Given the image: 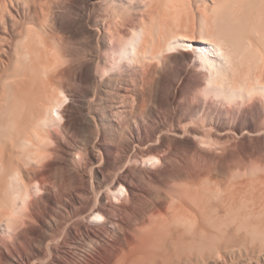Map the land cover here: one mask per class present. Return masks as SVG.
I'll return each mask as SVG.
<instances>
[{
    "label": "bare ground",
    "instance_id": "1",
    "mask_svg": "<svg viewBox=\"0 0 264 264\" xmlns=\"http://www.w3.org/2000/svg\"><path fill=\"white\" fill-rule=\"evenodd\" d=\"M70 1L74 2L73 5L75 3H77V5L80 3L84 8V15L87 14L88 16L83 19L89 18V20H91L89 24L84 23L85 25L87 24V27H84V30L86 31L84 34H87L88 37H90V40L88 41H91L89 42L91 44V52L87 49L90 53V55L88 54L89 58L86 57V55L84 60L81 61L83 56L81 57L80 55H82L83 52L82 54L80 53L79 56L77 55L79 53H75L76 56H78L76 59L78 60L79 57V60L81 59L80 61L78 60V63H81L79 66L77 65L75 67L72 65L74 68L71 65L67 66L70 64L69 62L71 59L73 61V58H70L69 56L71 52L67 55L69 52H67V44L72 40L67 39V36L69 32L71 33V29L67 32V28H64V25L66 24L63 23V12H67L68 0H0L1 226V222H4L5 218L9 219L10 215H12V210L14 212L16 206L14 204L18 203L15 202V199L13 198V196L15 197V192L18 197H21V191H24L23 188L25 186L22 185L24 182L21 181L20 183L19 180L25 181L27 179V182L28 180L31 182L32 180L39 179L40 177L43 179L48 177V175L45 176V172H42L43 169H41V171L38 166V169H35L36 167L34 166V168L32 163H29L28 159H37V156H40L37 155L42 152L37 147V145H39L38 141H40L43 137V128L47 127L49 120H51V118L53 120V117L55 116L53 113H55L56 104L59 100L58 91L61 89L60 91L63 92L62 89H64V91L65 89H68V85L71 83L70 80L72 81L74 78V73L78 82L81 83L80 85L89 83L96 84L99 94H95L93 90H87V97L94 93L91 97H88V99L93 97L95 101L104 100L105 108L107 105V108H115L113 110L111 108V111L108 109L110 112H107L108 114L106 113L105 115L106 123L109 126H115L119 121L116 117L121 109L117 108V104L123 102V100L121 102L120 100L125 98L128 90H130V79L132 78V75L140 78L148 86V89H150L151 92V97L156 99L158 108L163 111H167V109L170 111V104H172L171 101H177L179 96L184 92L186 93H184L185 95H183V97L186 96L187 92L189 97L191 93L192 95L195 93L196 95L203 97L201 99L206 98V100H209L210 103L213 102L214 107L213 105L211 106L216 110V113L224 111V103H232L233 101L242 103V101H246L247 96L250 94V96L255 97L253 94L255 95V93H259L260 91L264 92V0H193V4L197 7L199 13L196 14V12H193L196 15H200L198 18L201 23L200 30L197 29V32L195 31L193 34L187 28L188 19H190L188 2H192V0ZM107 2H110V5L112 3L115 4V2L116 4L118 3L119 6L118 4L117 6L121 8V10H119L122 11L124 15H127V13L130 14L131 18L133 17L134 20L139 21V16H141L142 12L143 14L147 12L145 16L148 15V18L146 16L145 22H142L143 25L140 24L143 27L138 28V25L137 28H131L133 30L131 31V35H129V33L126 34L127 32H125V34L129 36L128 40H131L127 42L125 41L126 44L123 42V47L115 46L116 56L114 55L115 58L113 57L111 62H104L108 65L105 66V69L103 68L105 71L104 73L102 72L103 76H101L99 74V70L101 68H98L99 70L95 69L96 62L99 64L101 63V59L99 60L100 62L97 61V59H99V52H101L100 47L110 46L114 40V36H112L113 34L110 30L111 27L110 29H107L109 31H105L106 29L104 27L106 25L104 24L106 23L103 22L104 24H101L102 15L99 11L102 10L104 3ZM110 5L107 6L109 7ZM111 6L114 7L115 5ZM195 6L192 10H194ZM113 9H115V7ZM95 13H100V17H96L98 14L95 15ZM106 19L107 18H105V20ZM102 20L105 21L104 18ZM185 24H187V27H185ZM68 25H70V23ZM69 28H71V26ZM73 34L72 36L74 39ZM128 36L125 38H128ZM80 37L81 36H79V39ZM68 40L69 42L66 43ZM84 48L89 47H83V49ZM70 49L71 48L68 50ZM60 56L63 58H60ZM67 57L70 59L69 61L67 60ZM73 57L75 58V56ZM85 58H87V60ZM60 59L61 61H68L66 67L65 64L63 67L61 66L62 64L60 65ZM76 59H74L73 63L71 61V64H74ZM149 62L161 63V68H159L160 70H157L159 73L157 72L156 74V71H154L155 68L153 70L149 69ZM104 63L102 65H104ZM140 67L143 69L141 68V70ZM201 70L207 74H201ZM156 76L159 77L155 79ZM71 77L73 78L71 79ZM202 79L206 80V87H196L197 83L199 85ZM70 89H72L71 85ZM73 90H71L72 92H69L72 100L82 98V93ZM87 91H85V93ZM89 91L91 92L89 93ZM110 97L113 98V103ZM183 97L182 99H184ZM252 97H250V99ZM85 99L87 98L85 97ZM93 99L91 101L94 102ZM248 99L249 98H247V100ZM216 102H220L221 104H217ZM69 108H71V106L65 108V111H68ZM228 108L226 107L225 109ZM99 109L100 107L97 105L95 107V111L97 112ZM224 112L226 114L230 113V111L226 110ZM61 115L62 121L65 122L63 129L68 133H72V136L75 132L78 134L77 125L70 121V119L69 123L65 120L66 118H64L63 114ZM153 118L150 117V119ZM181 121H178L175 130L171 133L172 135L170 137H168V135L167 137L170 139L169 141L173 143L176 151L180 150V147L183 146L187 148L184 155L186 162L182 159L184 164L186 163L185 165H187V167L184 169L180 168V165L183 163L180 161L182 163L179 165V171H177L176 169L178 168L175 169V167L173 169L169 168V170L171 169L170 171L174 169L176 170V172H174V170L171 174L169 173L170 171L167 173L168 168L165 165V160H159L161 167H163V169L167 168L166 171L164 170L165 172L163 171V175L166 173L170 174L169 177L167 176L169 180L165 183L166 189H163L164 186H161L162 183L160 184L163 192L159 186L154 184V186L159 187L158 191L160 192L161 190V192L159 193L156 187L153 186L158 195L152 193L155 199L153 198V203L150 202L152 204L149 207L147 206L146 210L145 208L143 209L145 211L136 210L138 213L134 215V218H131L132 215L129 216L128 214V216H123V214L120 218L116 212L119 211L117 208L122 206L118 207L114 204L116 207L113 208L112 204V202H120V196L117 190L119 189V186L123 185L122 183L125 181L127 182L129 179L131 166H128V161L133 158L131 156L133 155L134 159H138L139 156L147 155L148 150L145 146L150 142L153 143L156 141L159 144L155 145L150 143L151 146L153 145L152 148L150 147L153 150H159L163 147L162 142L164 140L162 137L161 139L158 137L157 140H147L148 142L146 141V143L143 142L144 140L140 139L141 137H139L140 135L137 132L136 133L139 136L135 135L136 133L134 132L130 133V137L128 136L129 142L122 140L126 144H121L122 141L118 142L117 138L116 142L114 141L116 145L113 144L116 147L110 146L104 140L105 138H102L101 132H97V138L94 137L97 139V141L94 140L95 142H93V138L90 137L91 139L89 138L88 140L89 144L86 143L87 145H90V153L88 152L89 159L86 162L84 169H80L82 170L80 171L82 172L80 177L82 180L81 182L84 181L83 185H81V182L78 183L73 180V184L71 181L70 184L72 183L73 185L72 189L75 190H73L74 192L69 191V194L64 191V193H62V190L59 191V188V193L61 192V195H63L62 197L68 201V203L62 204L63 207L61 205L60 207L63 208V210H66L75 206V209H77L76 207L80 202H82L83 196L91 195L94 197V203L91 201V208L89 206L87 210L83 211L85 209L84 208L82 210V216H84V218L88 217V220L89 216H92L91 218H95V215L100 214L101 219L103 218V224L102 226H98L95 224L96 221L94 223L93 219L89 222L85 220V222H82L81 224V230L88 236V246L92 247L93 250L96 246L106 249L109 253V263L113 262L116 258L117 260L114 261L113 264L115 262H117V264L118 262L119 264H264V173H254L257 175L256 176L250 172V174H246L248 177L244 179L240 176H238L239 179L238 177H236L237 179L234 177L236 176V173L239 174L242 170L245 171V169H247L246 167L253 162L251 158H254L256 152L262 154L260 156L264 163V143H258L259 147L257 146V148H252L248 143H246L248 144V148H246L248 149L246 150L248 152L246 156L247 158L244 162L241 163V161H243L242 159L240 163H238L239 161L236 163L235 160L232 162L233 160H229L227 158L229 162L231 161L230 164L232 165L229 166V162L225 160L226 163L223 161L222 163L225 164L222 165V163H220L222 166L219 167L218 165L220 164L216 162L217 168L213 167L214 169L211 167L207 168V165H202V161H204L205 164L206 162L209 164L215 160L210 162L211 157L205 154L208 156L209 162L205 161V158L207 159V157L205 155L203 157V155H201L203 154L202 152L200 154L198 153L199 156L201 155L203 160L201 159L202 161H200L199 159L201 164L197 163V167L203 166V168L200 167L201 169H195L197 167L193 164V158L197 155L194 154V152L196 153L198 146L196 145V141H194L197 139H194L195 137L192 135L196 136V134L198 135L200 132L193 127L191 131L189 130V132L192 133V135H190L194 140L190 135V137L186 138V131H184L183 127L184 124L181 125ZM246 121L249 124L253 123L252 119H246ZM150 124L148 123V125ZM136 127L139 128V125H136ZM238 129L240 131H237L241 133V136L245 141H248V139L251 138L257 139L261 137V134L257 130L252 129L243 131L242 126L241 129L240 126ZM87 130L85 131L84 128L85 132H87ZM89 130L90 133L93 131L91 128H89ZM222 131L220 129V132H217L216 136L218 138L227 137V131ZM46 132H49L48 129H45V133ZM94 133L95 132H93V134ZM163 133H165V131ZM48 136L44 137L49 138ZM121 136H123V134ZM57 137L54 139L58 144L59 149L65 154L70 153V146L68 147L67 142L64 141L65 137L63 138L64 140H61L59 137L58 139ZM160 141L161 143H159ZM42 142L40 144H42ZM56 143L54 144L56 145ZM97 144L98 146H96ZM37 148L39 149L38 153ZM99 150L102 151V156L100 155L101 152L99 153ZM114 151L117 152V155L120 153V156L116 155L114 157L112 154ZM49 152H47V154ZM151 152L152 151L149 150L148 154ZM42 153H45V151L43 150ZM42 153L41 155H44ZM112 156L114 158H112ZM198 157L195 159L197 160ZM212 158L215 159L214 156ZM261 158L259 159L260 163L262 161ZM38 159L35 160V162H37ZM119 163H124L123 166L120 164L122 166V168H120L121 166L119 167V169H121L119 170L120 175H118L115 171L118 169ZM194 163L196 164L195 160ZM159 164L158 166H160ZM185 169L187 172L183 171ZM114 171L116 172L115 175ZM253 171L255 170L253 169ZM258 172L259 171H257V173ZM79 173L77 172V174ZM17 177L21 179H18ZM242 177L244 176L242 175ZM77 178L78 177H75V180H77ZM153 178L154 177H152V179ZM14 180H17L16 183H20L17 184L19 188H16ZM55 180L53 181L56 183L59 182L58 180ZM60 182H62V180ZM173 182L176 184L178 182V184L181 185L176 186V184H172V187L176 186V188H171V186L169 187V185H171L170 183ZM54 185H52L53 188H55ZM22 186L24 187L22 188ZM129 188V194H126H128L127 196L131 194V198L133 199L136 190L131 183H129ZM46 189L47 188H45V190ZM40 190L42 192L44 191L42 189ZM148 192L149 191H147V193ZM51 193L52 191H46V197L44 198V195V199H41V202L43 203L44 201L46 207H48L46 209L50 210L56 209L55 203H57L55 202V200H57V198H55L56 196L54 197ZM166 193L170 194H168L170 199L167 198ZM110 195L111 197L114 196L116 201L113 200L111 202L109 198ZM17 196L15 198H17ZM143 198L145 199V197ZM19 199L20 198H18V200ZM149 200L151 201V199ZM35 202L36 200L29 203L30 205L28 210L31 212V215H29L30 218L33 217V212H36L35 207L40 204V202L38 204ZM136 202L138 203V201ZM145 203V205H147V202ZM135 207H137V205ZM37 208L38 206L36 209ZM40 212L41 211H39V213ZM126 212L128 211L126 210L125 213ZM53 221L54 222L52 223L49 219L48 221L46 220V223L48 226L50 225V228L54 226H52V224L55 223V220ZM60 221L56 223H59ZM63 223L66 225V222ZM140 225H142V227L138 229ZM43 226L45 227V224H43ZM39 228L38 230H40ZM37 231L33 230V235H35ZM132 232H136L138 236L134 237L135 235L133 236ZM71 234H74L73 231ZM74 237L75 236H73V238ZM17 239L21 243L24 242V244L28 241L27 238L21 234L17 235ZM4 249H6V247ZM4 249L0 247V264H5L4 262L7 261L8 258H12L14 261V257L16 256L12 255V249ZM103 252L101 253L104 257L107 252H104L105 254H103ZM29 254L31 255V253ZM80 258H82V256ZM89 259L91 258L89 257ZM118 259L120 261H118ZM9 260L6 263L10 262Z\"/></svg>",
    "mask_w": 264,
    "mask_h": 264
},
{
    "label": "rangeland",
    "instance_id": "2",
    "mask_svg": "<svg viewBox=\"0 0 264 264\" xmlns=\"http://www.w3.org/2000/svg\"><path fill=\"white\" fill-rule=\"evenodd\" d=\"M70 0H68V4H67V12L66 11H64L63 13V23L64 24H66V25H64L65 27L64 28H67V32H69L70 31V29H71V33L74 35V39H73V36H72V34L70 33H68V38L67 39H72L70 42H69V40L68 41H66V43L67 42H69L67 45H68V47H67V55L70 53V58H73V61H74V59H76L79 55H80V53L82 54V52H83V54H85V55H80L82 58V60L81 61H83L84 60V57L86 56V57H88L89 58V56H88V54L90 55V53H89V51L91 50V47H90V43L89 42H91V41H88V40H90L89 38L90 37H88V35L87 34H84V32H86L84 29V27H87V24H89V22L91 21V20H89V18H85V19H83L84 17H88L87 16V14L86 15H84V8L82 7V5L79 3L78 5H77V3H75L74 5H73V3L74 2H71ZM192 3V4H191ZM110 5V2H107V3H104V5H103V7H102V10L101 11H99L100 13H101V15H102V17H101V24L103 25L104 23L103 22H105L106 24H104V25H106L104 28L106 29L105 31H109V30H107V29H110V27H111V33L113 34H111L112 36H114V40H113V42H112V44L110 45V46H107V47H103V46H101L100 47V50H101V52H99L100 54H99V59H97V61L98 62H100L101 61V63L103 62H106V63H108V62H111V60H113V57H114V55L116 56V49H115V46H118V47H123V42H127V41H130V40H128L129 39V36L128 35H126V34H128L129 33V35H131L132 33H131V31H133L131 28H137L138 27V25H139V27L138 28H141V27H143L142 25H143V23L145 22V17L147 16V18H148V15H146L145 16V14L147 13V12H145L144 14H143V12H142V14H141V16H139V21L138 20H134L133 19V17L131 18V16H130V14H128L127 13V15L125 14H123V12L122 11H120L121 10V8L120 7H118L119 6V4H118V6H117V4H116V2H115V4H111V5H115L114 7H115V9H113L114 7L113 6H107V5ZM81 5V6H80ZM191 5V6H190ZM75 6V7H74ZM188 6H189V14L191 15V13H192V15L190 16L189 15V18L190 19H188L189 21H188V25L187 24H185V27H187L188 28V30L193 34V32H197V29L198 30H200V27H201V23H200V21H199V18L198 17H200V15L198 16V15H196L197 13H199L198 12V9H197V7L193 4V0H192V2L191 1H189L188 2ZM195 6V8H194V10H192L193 9V7ZM73 7V8H72ZM80 7H82L83 8V10H82V8H79ZM106 9H105V8ZM117 8V9H116ZM191 8V9H190ZM73 9V10H72ZM120 9V10H119ZM64 10V9H63ZM74 10H75V12H74ZM104 10V11H103ZM110 10H111V12H110ZM115 10V11H114ZM191 10V11H190ZM81 11V12H80ZM113 11V12H112ZM196 12V14L194 13V12ZM80 12V13H79ZM104 12V13H103ZM191 12V13H190ZM67 13V14H66ZM82 13V14H81ZM99 13V14H100ZM110 13H111V15H110ZM115 13V14H114ZM117 13V14H116ZM122 15H121V14ZM126 13V12H125ZM98 14V13H97ZM96 13H95V15H97ZM97 15L96 17H100V15ZM106 14V15H105ZM113 14H114V17H113ZM64 15H66V16H64ZM74 15V16H73ZM83 15V16H82ZM116 15V16H115ZM104 16H106V17H104ZM129 16H130V18H129ZM142 16H144V17H142ZM193 16V17H192ZM78 17V18H77ZM80 17V18H79ZM192 17V18H191ZM104 18V20H105V18H107L108 19V21H107V19L105 20V21H103L102 19ZM113 18H115V19H113ZM146 18V19H147ZM70 19V20H69ZM73 19H74V21H73ZM82 19H83V21H82ZM87 19H88V21H87ZM124 19V20H123ZM130 21H129V20ZM141 19V20H140ZM192 19V20H191ZM78 20V21H77ZM109 20H111V21H109ZM126 20V21H125ZM128 20V21H127ZM77 23H76V22ZM81 21V22H80ZM86 21V22H85ZM122 21V22H121ZM125 21V22H124ZM133 21V22H132ZM144 21V22H143ZM66 22V23H65ZM68 22V23H67ZM108 22V23H107ZM130 22V23H129ZM137 22V23H136ZM143 22V23H142ZM191 23V25H190V23ZM70 23V25H68ZM74 25H73V24ZM76 23V24H75ZM84 23H87L86 25L84 24ZM110 23H112V24H110ZM114 23V24H113ZM125 23H126V25H125ZM187 23V22H186ZM132 24V25H131ZM140 24H142V25H140ZM76 25V26H75ZM84 25V26H83ZM109 25V26H108ZM111 25V26H110ZM132 27H131V26ZM187 25V26H186ZM71 26V28H69ZM82 26V27H81ZM134 26V27H133ZM192 26V27H191ZM76 27V28H75ZM79 27V28H78ZM199 27V28H198ZM83 28V29H82ZM129 29V30H128ZM69 30V31H68ZM127 30V31H126ZM75 31V32H74ZM124 32V33H123ZM125 32H127L126 34H125ZM84 34V35H83ZM126 36H125V35ZM79 36H81L80 37V39H79ZM83 36V37H82ZM88 37V39H87V37ZM128 36V38H125V37H127ZM141 36V35H140ZM86 37V38H85ZM132 37V36H131ZM77 39V40H76ZM87 39V40H86ZM123 39V40H122ZM72 41H74V42H72ZM78 41V42H77ZM82 41V42H81ZM85 41V42H84ZM77 42V43H76ZM87 42V43H86ZM126 42H125V44H126ZM75 43V44H74ZM86 43V44H85ZM78 44V45H77ZM83 44V45H82ZM71 45V46H70ZM75 48H74V47ZM78 46V47H77ZM77 47V48H76ZM83 47H89V48H84L83 49ZM109 47V48H108ZM117 47V48H118ZM69 48H71L70 50H68ZM104 48V49H103ZM77 49V50H76ZM79 49V50H78ZM81 49H82V51H81ZM86 49V50H85ZM89 51H88V50ZM119 49H121V48H119ZM85 51H87V52H85ZM75 54H77V53H79V54H77L78 56H76V54L74 55L73 53ZM91 52V51H90ZM115 53V54H114ZM73 54V55H72ZM113 55V56H112ZM68 56V57H69ZM72 56V57H71ZM73 56H75V58L73 57ZM62 56H60V58H61ZM68 57H67V60L69 61L70 59H68ZM63 58V57H62ZM66 58V57H65ZM80 58V57H79ZM79 58H78V60H79ZM115 58V57H114ZM86 60H87V58H85ZM101 59V60H100ZM78 60L76 59V61H75V63L74 64H71V61H72V59L70 60V64H68L67 66H69V65H73L74 67L75 66H79V64L81 63H78ZM79 60V61H80ZM100 60V61H99ZM68 61L66 62V60L64 61V60H62L61 61V59H60V65L63 67V65L65 64V67H66V64L68 63ZM73 61H72V63H73ZM85 62V61H84ZM99 64V63H97L96 62V68L95 69H97V70H99L98 68H101L100 70H99V74L101 75V76H103V73H104V71L105 70H103V68L105 69V66H107L108 64H105L104 63V65H102V64ZM150 64H149V69H151V70H153L154 68V71H156V74H157V72L159 73V71H157V70H160L159 68H161V63H156V62H149ZM99 66H98V65ZM101 65V66H100ZM70 66V67H71ZM72 66V67H73ZM104 66V67H103ZM73 67V68H74ZM68 68V67H67ZM142 67H140V69H141ZM143 69V68H142ZM141 69V70H142ZM103 72V73H102ZM202 72V73H201ZM201 74H203L204 73V71H202L201 70ZM205 74H207V73H204L203 75H205ZM74 77V78H73ZM73 77H71V79H72V81L70 80V82L71 83H69V87H68V89H65V91H64V89H62L63 90V92L62 91H58V97H59V100H58V102H57V106H56V108H55V113H53L54 115V117H53V120H52V118H51V120H49V122L47 123V127H45V128H43V133H42V139L40 140V141H38V143H39V145H37V147L43 152V150L45 151V153H42L41 151V153L42 154H44V155H46V156H44V155H41V153L40 154H37V155H40V156H37V159H38V161L37 162H35V160H37V159H31V160H33V161H31V160H29L28 159V161H29V163L31 162L32 163V165H33V167L35 168V169H38V167H39V169L41 170V169H43V171L42 172H45V176L46 175H48V177H45L44 179L42 178V177H40L39 179H35V180H32L31 182L28 180V182H27V179L25 180V181H23V180H19V182L21 183V181L22 182H24L22 185H24V186H22V188L24 189V191H21V197L19 196H17L16 195V192H15V197L17 196V198H15L13 195V198L15 199V202H18L17 204L15 203L14 205H16L15 206V209H14V212H13V210H12V215H10V217H9V219H7V218H5L6 219V221H5V219H4V222H1V224H2V226L0 225V247H2L3 249L6 247V249H8L9 248V250H11V253H12V255H14V256H16V257H14V261H13V259L12 258H8V260L10 261V262H8V263H6L7 261H3L5 264H97V263H99V264H103L104 262H106V258H107V262H108V260H110L109 259V253L106 251V249L104 248H100L99 246L97 247H94V250H93V248L92 247H90V246H88V244H89V240H88V236L85 234V232H83L82 230H81V224H82V222H85V220L87 221V222H89L90 220H94V223H95V221H96V223L95 224H97L98 226H102V224H103V218L101 219V215L100 214H98V215H95V218L93 217V218H91L92 216H89V219L87 220V218L88 217H86V218H84V216H82V212L83 211H85V210H87L88 209V207L90 206V208H91V206H92V203H94V197L93 196H83V198H82V202H80L78 205H77V209H75V206H72L71 207V209L69 208V209H66V210H63V208H61L60 207V205L63 207V205L62 204H66V203H68V201L66 200V199H64V197H62L63 195H61L62 193H64V192H67V194H69L70 192H74L73 190H75V189H72L73 187V185H72V183L75 181V182H78V183H80L82 180H81V177H80V174L82 175V172H80V171H82L83 169H84V167L86 166V162L88 161V159H89V154H88V152L90 153V149H89V147H90V145H87V144H89L88 142V140H89V138L90 137H92L93 138V142H95V141H97V132L99 133V132H101V134H102V138L110 145V146H112V147H116V146H114V145H116V143H114V141L116 142V140H117V138H118V142H121L122 140L123 141H125V142H129V139H128V136L130 137V133L131 132H134V133H139V135L136 133L135 135H137V136H139V137H141L140 139L141 140H144L143 142H146L147 140L148 141H150V140H157L158 139V137H159V139H161V137L163 138V147H161L159 150H153V149H151L152 147H153V145L151 146V144H155V145H159L158 144V142H153V143H149V144H147L145 147H146V149L148 150H146L147 151V155H144V156H139V158L138 159H134V156L132 155L131 157H133V158H131V159H129V161H128V166L130 167L131 166V173H130V175H129V179L127 180V182L125 181L124 183H122L123 185H121V186H119L117 189V192H118V194H119V196H120V202H121V204H120V202L119 201H117L116 203L114 202H112L113 200H115L114 199V196H112L111 197V195L109 196V198H110V200H111V202H112V204H113V208L114 207H116L114 204H116L118 207H120V206H122V207H120V208H117L119 211H117L116 212V214L121 218L122 217V215L123 216H130V215H132L131 216V218L133 217L134 218V215H136L138 212H136V210L137 211H145L146 209H147V206L149 207L152 203H153V201H154V199H155V197H154V195H152V193L153 194H157L158 195V193L155 191V189H154V187H156V186H159L160 187V189L162 190V188H161V186L163 187V189H166V187H165V183H167V180H169L168 179V177L170 176V174H167L171 169H173L174 167H175V169L176 168H178V169H176L177 171H179V169L180 168H182V169H184L185 167H187V165H185L184 164V162H183V160L182 159H184V161L186 162V159H185V157H184V155H185V153H186V151H187V148L186 147H180V150H175V147H174V145H173V143L171 142V141H169L170 139L168 138V137H170L172 134L171 133H173V130H175V127L177 126V124H178V121H181V119H182V121H181V125H183V127H184V131H186V133H185V137L186 138H188V137H190L191 135H192V133H190L189 132V130L191 131V129L194 127V129H197V130H199V132L200 133H198V135L196 134V136H194V135H192L193 137H195L194 139H197V140H194L193 138H192V136H191V138L194 140V141H196V145L198 146V149L196 150V153L194 152V154H197L196 156H194V158H193V164H194V166L195 167H197L198 166V164L197 163H200V161H202L203 160V158L201 157V155H203V157H204V155L205 154H207L208 156H210L211 158L214 156V158L215 159H213L212 158V160H211V158H210V162L211 161H213V160H215L214 162H212V163H209V164H207V162H206V164L204 163V161H202V165H207V168H212V169H214V168H217L216 166H217V163L218 164H220V163H222L223 161L226 163V161L227 162H229V160L231 159V160H233L232 162H234V160H235V162L237 163L238 161V163H240V161L243 159V161H241V163L242 162H244V160H246V156H247V152L248 151H246V150H248V149H246V148H248V144L253 148H257V146L259 147V144L258 143H264V92H262V91H260L259 93L257 92V93H255V95L253 94V96H255V97H252V96H247V98H249L248 100H247V98H246V101H242V103L241 102H235V101H233L232 103L231 102H229V103H224L223 104V109H224V111L226 110V111H230V115L229 114H226L224 111L223 112H217L216 113V110L215 109H213L212 108V106L211 105H213V107H214V103L213 102H209V100H206V98L205 99H201V98H203V97H200V96H198V95H196L195 93H194V95H192V93H191V95H190V97L188 96L189 94H188V92H187V94H186V96H184L183 97V95H185L184 93H186V92H184L182 95H180L179 96V98H178V102L177 101H175V102H173V101H171V103L172 104H170V111H168V109H167V111L166 110H160L159 108H158V106H157V101H156V99H154V98H152L151 97V92H150V89H148V86L140 79V78H137V76H135V75H132V78L130 79V90H128V92H127V94H126V97L125 98H123V99H121L120 100V102L123 100V102L124 101H126L125 103H123V102H121V103H118L119 104V106H118V104H117V108L118 109H121V113L119 112L118 114H117V117H116V119H118L119 121H118V123H117V125H115V126H109L107 123H106V119H105V115H106V113L108 112H110L111 110V108H112V110L113 109H115V108H113V107H108L107 108V106H106V108H105V102H104V100H97V101H95L94 99H93V97L89 100L88 99V97H91L94 93L95 94H99V90L96 88V84H83V85H80L81 83L80 82H78V80L76 79V75H75V73L73 74ZM159 76H156V78L155 79H157ZM75 79V80H74ZM75 84H74V83ZM77 82V83H76ZM135 84V85H134ZM201 84V85H200ZM200 84L198 85V83H197V85H196V87H198V86H200V87H202V88H205L206 86V80L204 79H202L201 81H200ZM70 85H71V88L72 89H70ZM85 85V86H84ZM132 85V86H131ZM87 86H89V87H87ZM78 88H79V90H78ZM83 88H85V89H83ZM75 90V91H78V92H80V93H82L83 95H81L82 96V98H78L77 100H72V97H71V95H70V93L69 92H72L71 90ZM77 89V90H76ZM73 90V91H74ZM81 90V91H80ZM87 90H93V92L94 93H92L90 96H88L87 97V95H88V91ZM85 91H87L86 93H85ZM98 91V92H97ZM62 92V93H61ZM91 91H89V93H90ZM84 93H85V95H84ZM62 94V95H61ZM196 95V96H195ZM187 96H188V98H187ZM195 96V97H194ZM198 96V97H197ZM85 97L88 99H85ZM103 97H105V96H103ZM182 97L185 99H182ZM250 97H252L251 99H250ZM200 98V99H199ZM94 100V102L93 101H91V100ZM110 99L112 100V103H113V98L112 97H110ZM126 99V100H125ZM129 99V100H128ZM182 100V101H181ZM207 101V102H206ZM256 101V102H255ZM60 102V103H59ZM87 104H86V103ZM98 104H97V103ZM104 102V103H103ZM111 102V101H110ZM128 102V103H127ZM178 104H177V103ZM181 102H183V103H181ZM204 102V103H203ZM59 103V104H58ZM95 103V104H94ZM111 103V104H112ZM187 103V104H186ZM206 103V104H205ZM217 104L219 103V104H221L220 102H216ZM259 103V104H258ZM127 105V106H125V105ZM99 106L100 107V109H99V111L97 110V112L95 111V107L96 106ZM101 105V106H100ZM120 105H124L123 107L122 106H120ZM67 106V107H66ZM69 106H71V108H69L68 109V111H65L66 109L65 108H68ZM182 106V107H181ZM211 106V107H210ZM224 106H225V108L227 107H229L228 109H225L224 108ZM126 107V108H125ZM158 109H157V108ZM177 107H178V109H177ZM185 107V108H184ZM183 110H182V109ZM207 108V109H206ZM60 109V110H59ZM110 111H109V110ZM126 109H127V111H126ZM187 109V110H186ZM160 110V111H159ZM173 110V111H172ZM181 110V111H180ZM64 111V112H63ZM167 112H169V113H167ZM177 112H178V114H177ZM210 112V113H209ZM107 113V114H108ZM174 113V114H173ZM219 113V114H218ZM221 113H223V114H221ZM61 114H63V116H64V118H66L65 120H67L68 122H69V119H70V121H72L74 124H76L77 125V127H78V134H76V132L73 134V136H72V133H68V132H66L64 129H63V126H64V124H65V122L64 121H62V115ZM99 114V115H98ZM145 114H146V116H145ZM153 114V115H152ZM165 114V115H164ZM210 114V115H209ZM61 115V116H60ZM103 115V116H102ZM151 115V116H150ZM172 115V116H171ZM218 115V116H217ZM227 115H228V117H227ZM247 115V116H246ZM248 115H251V116H248ZM71 118H70V117ZM161 116V117H160ZM182 116V117H181ZM213 116V117H212ZM150 117L151 118H155L156 119V121H155V119L153 118V119H150ZM157 117V118H156ZM166 117V118H165ZM184 117V118H183ZM224 117V118H223ZM254 117V118H253ZM94 118H95V122H94ZM179 118V119H178ZM214 118V119H213ZM171 119V120H170ZM246 119H252L253 120V123L252 124H249L247 121H246ZM122 120V121H121ZM148 120H150V121H148ZM152 120H154V121H152ZM176 121V122H175ZM187 121V122H186ZM71 122V123H72ZM147 122V123H146ZM155 122V123H154ZM162 122V123H161ZM184 122V123H183ZM70 123V122H69ZM132 123H133V125H132ZM141 123V124H140ZM148 123L150 124V125H148ZM159 123V124H158ZM244 123V124H243ZM68 124V123H67ZM96 124H98V125H96ZM186 124V125H185ZM189 124V125H188ZM126 125V126H125ZM136 125H139V128H137L136 127ZM153 125V126H152ZM165 125V126H164ZM95 126H99V127H95ZM122 126V127H121ZM147 126V127H146ZM148 126H150V127H148ZM158 126H160V127H158ZM191 128H190V127ZM239 126H240V129H241V126H242V129H243V131H247V130H252V129H254V130H257L260 134H261V137H259V138H251V139H248V141L246 140H244V138L241 136V133L240 132H238V131H240L238 128H239ZM86 127H89V128H91V129H93V131L90 133L89 131V128H86ZM125 127V128H124ZM154 127V128H153ZM163 127V128H162ZM186 127V128H185ZM187 127H188V130H187ZM84 128H85V131L87 130V132H85L84 131ZM97 128V129H96ZM128 128H129V130H128ZM146 128V129H145ZM151 128V129H150ZM158 128V129H157ZM190 128V129H189ZM45 129H48V131L51 133H49V132H46L45 133ZM94 129H95V131H94ZM123 129H125V130H123ZM165 129V130H164ZM220 129H221V131L223 130V131H227L226 133V136L227 137H222V138H218L217 136H216V134H217V132H220ZM100 130V131H99ZM130 130H132V131H130ZM154 130V131H153ZM162 132H161V131ZM238 130V131H237ZM47 131V130H46ZM121 131V132H120ZM124 131V132H123ZM127 131V132H126ZM139 131H141V132H139ZM165 131V133H163ZM188 131V132H187ZM222 131V132H223ZM93 132H95L94 134H93ZM121 134H120V133ZM160 132H161V134L163 135V136H165V137H163L161 134H160ZM167 132V133H166ZM86 133V134H85ZM127 133V134H126ZM142 133V134H141ZM150 133V134H149ZM189 133V134H188ZM240 135H239V134ZM71 134V135H70ZM87 134H88V136H87ZM123 134V136H121ZM126 134V135H125ZM165 134V135H164ZM191 134V135H190ZM48 135H51V136H48ZM77 135V136H76ZM96 135V136H95ZM115 135V136H114ZM125 135V136H124ZM169 135V136H168ZM190 135V136H189ZM44 136H48L49 138H46V137H44ZM55 136V137H54ZM59 137L61 140H64L63 138L65 137V142H67V145H68V147H69V150H71V152L70 153H68V154H65L64 152H62V150H60L59 149V147H58V144L56 143V141H55V139L54 138H56V137ZM85 136V137H84ZM114 136V137H113ZM168 136V137H167ZM241 138H240V137ZM57 137V138H58ZM87 137H88V139H87ZM94 137H96V138H94ZM115 137H116V139H115ZM120 137V138H119ZM123 137V138H122ZM127 137V138H126ZM149 137V138H148ZM197 137V138H196ZM58 138V139H59ZM143 138V139H142ZM148 138V139H147ZM166 138V139H165ZM168 138V139H167ZM67 139V140H66ZM91 139V138H90ZM110 139V140H109ZM115 139V140H114ZM42 140H43V142H42ZM87 140V141H86ZM95 140V141H94ZM120 140V141H119ZM128 140V141H127ZM55 141V142H54ZM121 142V144H123L124 142ZM147 141V142H148ZM42 142V144H40ZM113 142V143H112ZM146 142V143H147ZM37 143V142H36ZM37 143V144H38ZM54 143H56V145L54 144ZM87 143V144H86ZM159 143H161V141L159 142ZM172 143V144H171ZM246 143H248V144H246ZM114 144V145H113ZM124 144H126V143H124ZM87 145V146H86ZM247 145V146H246ZM96 146H98V144L96 145ZM151 147V148H150ZM37 148V153L39 152L38 149ZM44 148V149H43ZM50 148H51V150H50ZM55 150V151H54ZM149 150L150 151H152L151 153H149L148 154V152H149ZM200 152H199V151ZM50 151V152H49ZM58 151V152H57ZM117 151V150H116ZM198 151V152H197ZM47 152H49L48 154H47ZM101 152V156H102V151H100L99 150V153ZM119 152H121V151H119ZM118 152V153H119ZM203 153V154H201L200 156L198 155V153L200 154V153ZM205 152V153H204ZM245 152H246V154H245ZM117 152H112V154H113V156L115 157L117 154H116ZM65 154V155H64ZM135 154H136V152H135ZM67 155V156H66ZM119 156H120V153L118 154ZM117 155V156H118ZM207 155H205L206 157H207V159L205 158V161H208L209 159H208V156ZM212 155V156H211ZM260 155H262V154H259V153H255V156H254V158H251L252 160H253V166L251 165V164H249L246 168L247 169H245V171H243L242 170V172H239V174L238 173H236V176H234L235 178L236 177H238V176H240L241 178H247L248 176V173L250 174V172H251V174L253 173V175H256V174H260V173H264V163H263V159L261 158V156ZM43 156V157H42ZM103 156H104V154H103ZM112 156V158H114ZM199 156V157H198ZM142 157H143V159H142ZM198 157V162H197V160L195 159V158H197ZM151 158V159H150ZM229 160H228V159ZM233 158V159H232ZM262 159V161H261V163H260V160L259 159ZM160 159H164L165 160V165H166V167L168 168H166L168 171H167V173L166 174H164L163 175V171L165 170L166 171V169L164 168L163 169V167H161V165L159 164L160 163ZM199 159H200V161H199ZM202 159V160H201ZM159 162H158V161ZM194 160L196 161V164L194 163ZM226 160V161H225ZM177 161H179V162H177ZM180 161H182V162H180ZM249 161V160H248ZM177 162V163H176ZM209 162V161H208ZM217 162V163H216ZM231 162V161H230ZM230 162L228 163L229 164V166L230 165H232V164H230ZM179 163V164H178ZM182 163V164H181ZM225 163H222V165L223 164H225ZM249 163V162H248ZM120 164H122V166L124 165V163H119V165H118V169L117 170H115L116 172H117V174L118 175H120V171L119 170H121V169H119V167L121 166ZM158 164L160 165V166H158ZM181 164V165H180ZM201 164V163H200ZM177 165V166H176ZM179 165L181 166L180 168H179ZM183 165V166H182ZM209 165V166H208ZM221 164L220 165H218V167L219 166H222ZM38 166V167H37ZM122 166L120 167V168H122ZM173 166V167H172ZM227 167H229L228 165H226ZM45 167V168H44ZM48 167V168H47ZM200 167H202L203 168V166H199V167H197V168H195V169H201ZM214 167V168H213ZM79 168V169H78ZM161 168V169H160ZM169 168H171L170 170H169ZM205 168V167H204ZM45 169V170H44ZM80 169H82V170H80ZM160 169V170H159ZM163 169V170H162ZM174 169V170H175ZM249 169H251V170H249ZM253 169L255 170V171H253ZM76 170V171H75ZM156 170V171H155ZM162 170V171H161ZM174 170H172V171H170L169 173H173V171ZM176 170L174 171V172H176ZM259 171L258 173H257V171ZM48 171V172H47ZM114 171V172H115ZM164 171V172H165ZM183 171H186L187 172V170L185 169V170H183ZM248 171V172H247ZM77 172L79 173V174H77ZM116 172L114 173V175L116 174ZM152 172V173H151ZM243 172H244V174H243ZM247 172V173H246ZM150 173H151V175H150ZM153 173H155V174H153ZM162 173V174H161ZM171 173V174H172ZM241 173H242V175L244 176V177H242V175H241ZM254 173H256V174H254ZM78 176H77V175ZM149 174V175H148ZM159 175V177H158V175ZM247 174V175H246ZM49 175H51V176H49ZM154 175V176H153ZM233 175H235V174H233ZM148 176V177H147ZM149 176H150V178H149ZM168 176V177H167ZM246 176V177H245ZM257 176V175H256ZM75 177H78L77 178V180H75ZM145 177H146V179H145ZM152 177H154L153 179H152ZM164 177V178H163ZM18 179H21V178H19V177H17ZM16 178V179H17ZM48 178V179H47ZM50 178H51V180H50ZM160 178V179H159ZM55 179H57L59 182H54L53 180H55ZM67 179V180H66ZM80 179V180H79ZM155 179H157V180H155ZM237 179V178H236ZM238 179H239V177H238ZM45 180V181H44ZM57 180H55V181H57ZM62 180V182H60ZM74 180V181H73ZM144 180H146V181H144ZM149 180V181H148ZM152 180V181H151ZM15 181V180H14ZM64 181V182H63ZM67 183H66V182ZM72 181V183L70 184V182ZM156 181V182H155ZM157 181H159V182H157ZM161 181V182H160ZM17 182V180L14 182V184ZM16 183L15 185H16V188H19V186H17V184H20V183ZM30 182V183H29ZM84 182V181H83ZM83 182H81V185H83ZM131 183V184H133V186H134V189L136 190L135 191V195H134V197H133V199L131 198V194L129 195V196H127L128 194H129V190H130V188H129V183ZM150 182H152V183H150ZM28 183H29V185H28ZM48 183V184H47ZM59 183V184H58ZM148 183H149V185H148ZM158 183V184H157ZM162 183V185L160 186V184ZM27 184V185H26ZM54 185V184H56V185H54V187L56 188L57 186V188H56V190H55V188H53V186L52 185ZM67 184V185H66ZM74 184V183H73ZM151 184V185H150ZM153 184V185H152ZM154 184L156 185V186H154ZM171 185H169V187L171 186V188H176V186L177 185H181V184H178V182H177V184L175 183V182H173V183H170ZM172 184L173 185H175L176 184V186L174 187H172ZM42 185V186H41ZM51 185V186H50ZM62 185H63V188H62ZM66 185V186H65ZM69 185V186H68ZM71 185V186H70ZM145 185V186H144ZM147 185V186H146ZM154 186V187H153ZM14 187V186H13ZM21 187V186H20ZM66 187V188H65ZM69 187V188H68ZM159 187H156V189H157V191L159 190L158 188ZM179 187V186H178ZM26 188V189H25ZM45 188H47L46 190H45ZM49 188V189H48ZM60 188V189H59ZM152 188V189H151ZM40 189H42V190H44L43 192L40 190ZM54 189V190H53ZM58 189H59V191H61L60 193H59V191H58ZM65 189V190H64ZM68 189V190H67ZM152 191H151V190ZM26 190V191H25ZM67 190V191H66ZM127 190V191H126ZM154 190V191H153ZM161 190H160V192H161ZM19 191V192H20ZM46 191H48V192H51L52 191V195L55 197V198H57V200H55V202H57V203H55L56 205H55V207H56V209L58 210V211H60V212H58L56 209H46V208H48V207H46V205H45V203H44V201H43V203L41 202L45 197H46ZM56 191V192H55ZM64 191V192H63ZM70 191V192H69ZM147 191H149L148 193H147ZM13 192H14V190H13ZM159 192V191H158ZM159 192V193H160ZM162 192H163V190H162ZM24 193V194H23ZM56 195H55V194ZM59 193V194H58ZM126 193H128V194H126ZM139 193V194H138ZM165 193V192H164ZM163 193V194H164ZM58 194V195H57ZM150 194V195H149ZM167 195V198H169V196H168V194L169 193H166ZM20 195V194H19ZM22 195H24V196H22ZM45 195V196H44ZM61 195V196H60ZM136 195H138V196H136ZM142 195H143V197H145V199L142 197ZM152 195V196H151ZM170 195V194H169ZM43 196H44V198H43ZM148 196V197H147ZM151 198H150V197ZM61 197V198H60ZM86 197V198H85ZM130 197V198H129ZM172 197V196H171ZM12 198V197H11ZM18 198H20L19 200H18ZM43 198V199H42ZM85 198V199H84ZM92 198V199H91ZM123 198V199H122ZM147 198V199H146ZM151 199V201L149 200V199ZM154 198V199H153ZM42 199V200H41ZM84 199V200H83ZM125 199V200H124ZM127 199V200H126ZM132 199V200H131ZM170 199V198H169ZM36 200V202H37V204L40 202V204H38L37 206H38V208L36 209V207H35V211L36 212H33L34 214H33V217H29V215H31V212H30V210H28V208H29V203L30 202H32V201H35ZM38 200H40V201H38ZM66 200V201H65ZM124 200V201H123ZM141 200V201H140ZM143 200V201H142ZM62 201V202H61ZM91 201H92V203H91ZM116 201V200H115ZM136 201H138V203L136 202ZM14 202V201H13ZM35 202V203H36ZM122 202H124V203H122ZM145 202H147V205H145L146 203ZM150 202H152V203H150ZM59 203V204H58ZM90 203V204H89ZM137 205V207H135L136 205ZM142 204H143V206H142ZM131 205V206H130ZM135 205V206H134ZM140 205V206H139ZM145 205V206H144ZM45 206V207H44ZM58 206V207H57ZM78 206H79V208H78ZM124 206V207H123ZM125 206H127V207H125ZM39 207H41V208H39ZM74 207V208H73ZM143 207V208H142ZM85 208V209H84ZM89 208V209H90ZM128 208V209H127ZM145 208V210H143ZM84 209V210H83ZM128 211V212H126L125 213V211L126 210ZM132 211H131V210ZM139 209H141V210H139ZM41 211L40 213H39V211ZM73 210V211H72ZM83 210V211H82ZM122 210V211H121ZM123 210H124V212H123ZM135 210V211H134ZM49 211H51V212H49ZM11 212V211H10ZM135 212V213H134ZM37 213V214H36ZM46 213H48V214H46ZM50 213V214H49ZM68 213V214H67ZM80 213V214H79ZM131 213H133V214H131ZM44 214V215H43ZM53 214V215H52ZM72 214V215H71ZM101 214H103V213H101ZM128 214V215H127ZM43 215V216H42ZM63 215V216H62ZM66 217H65V216ZM76 215V216H75ZM39 216V217H38ZM42 216V217H41ZM99 216V217H98ZM12 217V218H11ZM41 217V218H40ZM63 217V218H62ZM118 217V218H119ZM49 219V221H51L52 223L54 222L53 220H55V223L54 224H52V226L53 227H51L50 228V225L48 226L47 225V223H46V220L48 221V219ZM52 220H51V219ZM65 218V219H64ZM75 218V219H74ZM99 218V219H98ZM100 220V221H98V220ZM41 220V221H40ZM42 220H43V222H42ZM57 220V221H56ZM61 220V221H60ZM65 220H67V221H65ZM73 220V221H72ZM76 220V221H75ZM10 221V222H9ZM58 221H60L59 223H56V222H58ZM63 222H66L65 224L66 225H64V223ZM4 223V224H3ZM5 223H6V225H5ZM63 223V224H62ZM70 223V224H69ZM43 224H45V227L43 226ZM62 224V225H61ZM47 225V226H46ZM41 226H43V227H41ZM58 226H59V228H58ZM39 227H41V228H39ZM50 229H49V228ZM140 227H142V225H140L139 227H138V229L140 228ZM38 228L40 229V230H38ZM44 228V229H43ZM57 230H56V229ZM144 228V227H143ZM142 228V229H143ZM52 229H54V230H52ZM141 229V230H142ZM33 230H35V231H37L36 232V234L35 235H33ZM5 231V232H4ZM40 231V232H39ZM73 231V235L71 234V232ZM139 231V230H138ZM76 232V233H75ZM137 232V231H136ZM132 232V235L134 236V237H137L138 235H137V233H139V232ZM4 233V234H3ZM40 233V234H39ZM81 233H83V234H81ZM22 235V236H25V238H27V242H25V244H24V242L23 243H21V242H19V240L17 239V235ZM38 234V235H37ZM4 235V236H3ZM45 237H44V236ZM34 236V237H33ZM68 236V237H67ZM73 236H75L74 238H73ZM43 238V240H42V238ZM50 237V238H49ZM78 237V238H77ZM44 238H45V240H44ZM77 238V239H76ZM75 239V240H74ZM79 239V240H78ZM85 239H86V241H85ZM70 240V241H69ZM43 241V242H42ZM79 241V242H78ZM49 242V243H48ZM6 244V245H5ZM23 244V245H22ZM48 244H49V246H48ZM76 244V245H75ZM25 245V246H24ZM8 246V247H7ZM41 247V248H40ZM49 247V248H48ZM17 248V249H16ZM43 248H45V249H43ZM79 248V249H78ZM82 250H81V249ZM98 248V249H97ZM6 249H4V250H6ZM102 249V250H101ZM91 250V251H90ZM93 251V252H92ZM97 251H99V252H97ZM107 252V254H105L104 252ZM28 252V253H27ZM101 252H103V254H105L104 255V257H103V255H102V253ZM29 253H31V255H33V256H31ZM18 254V255H17ZM20 255V256H19ZM108 255V256H107ZM82 256V258H80ZM94 256V257H93ZM89 257L91 258V259H89ZM106 257V258H105ZM84 258V259H83ZM102 258V259H101ZM103 258H105V259H103ZM19 259V260H18ZM35 261H34V260ZM120 259V258H119ZM118 259V261H120ZM16 260V261H15ZM83 260H84V262H83ZM90 260V261H89ZM94 260V261H93ZM99 262H98V261ZM103 260V261H102ZM105 260V261H104ZM117 259L115 258L114 259V261H116ZM82 261V262H81ZM87 261V262H86ZM102 261V262H101ZM113 261V262H114ZM86 262V263H85ZM104 263V264H108V263ZM113 262H110L109 264H113ZM122 263V262H121ZM114 264H117V262H115ZM118 264H119V262H118Z\"/></svg>",
    "mask_w": 264,
    "mask_h": 264
}]
</instances>
